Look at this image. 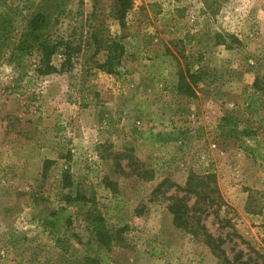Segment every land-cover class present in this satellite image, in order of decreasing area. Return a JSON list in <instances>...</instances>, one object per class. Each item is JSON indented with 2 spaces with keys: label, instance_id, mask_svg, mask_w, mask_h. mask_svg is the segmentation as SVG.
<instances>
[{
  "label": "rangeland",
  "instance_id": "rangeland-1",
  "mask_svg": "<svg viewBox=\"0 0 264 264\" xmlns=\"http://www.w3.org/2000/svg\"><path fill=\"white\" fill-rule=\"evenodd\" d=\"M115 5L0 0V264H264V0H132L122 23ZM40 11L53 38L82 44L84 93L69 73L39 75L38 52L3 58L17 35L6 29ZM95 35L123 44L117 72L96 67L107 53L94 55ZM188 70L194 95L179 88ZM191 173L215 175L222 207L204 203L202 223L219 256L154 193ZM78 193L95 204L68 200ZM89 210L114 235L109 246Z\"/></svg>",
  "mask_w": 264,
  "mask_h": 264
},
{
  "label": "trees",
  "instance_id": "trees-1",
  "mask_svg": "<svg viewBox=\"0 0 264 264\" xmlns=\"http://www.w3.org/2000/svg\"><path fill=\"white\" fill-rule=\"evenodd\" d=\"M131 6L132 0H116L114 16L119 19L121 23L124 22V18ZM10 28V30L9 28L6 29L7 33L13 31L16 32L17 35L14 37L11 48L3 56V58L9 64H17V60L23 55H30L38 52L40 54L37 67V72L39 75L69 73L76 79H80V89L82 92H85L87 88L86 77L89 73V69H85V67H83V70L80 73H74L76 63L80 57L84 59V48L82 44L75 45L69 40L53 38L49 33L50 24L47 13L43 11L33 13L30 18H26L25 23H20L19 25L15 26L10 25ZM94 38V44L96 47V52L94 55H97L99 52H101V50H106L107 53V56L103 62H96V67L99 70H103L108 73L117 72L122 66L126 54L123 44L115 38L104 40L98 39L96 35ZM2 42L5 43L6 40H3ZM58 54L61 55V61L59 65L54 62V58ZM195 78V75L191 74L189 70L184 74H181L179 86L180 91L187 95H194L195 90L193 84L196 82ZM82 100H86L84 95ZM255 101V95H249L246 97L245 102L247 104V112H257L258 109L253 107ZM228 123L229 122L227 121V124ZM232 132H236V129H234ZM53 163V160L45 161L44 174L47 173ZM63 177L64 187L68 188L72 186L71 175L68 171ZM214 178V174L199 176L191 173L184 186L177 183H171L169 180H164L157 186V188L154 190V193L162 194L165 200L169 201L168 209L173 214V222L177 228H184L193 235L195 240L204 242L212 249L215 254L219 256L223 253V250L221 249V243L213 238V236L207 231L205 225L202 223L203 213L208 212L205 206L214 208L213 210L215 213H217V211L222 207L221 198L213 195V193L218 190L217 186L211 187L209 183H207V181L215 182ZM163 187H165L164 191H162ZM172 187L175 189V194L166 195L168 190ZM192 196L194 198H192ZM192 199L194 201L192 204H190L189 201ZM68 200L70 202L83 201L89 202L92 205L95 204L94 199H88L81 193H78V195L74 198L69 196ZM204 203L205 206H203ZM92 211L94 210H89L88 214L94 223L93 227L95 230L96 239L100 244L109 246L113 241L114 235L111 234L105 227L104 218L100 214L95 215V213ZM119 240H122V238ZM84 264L101 263L94 257H87Z\"/></svg>",
  "mask_w": 264,
  "mask_h": 264
}]
</instances>
